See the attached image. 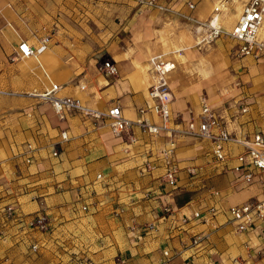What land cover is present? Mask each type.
I'll use <instances>...</instances> for the list:
<instances>
[{"label":"crops","instance_id":"obj_1","mask_svg":"<svg viewBox=\"0 0 264 264\" xmlns=\"http://www.w3.org/2000/svg\"><path fill=\"white\" fill-rule=\"evenodd\" d=\"M155 2L166 9L128 0H0V264H264V229L239 231L227 213L260 196L261 184L232 170L234 159L219 165L209 140L139 127L117 135L77 111L60 118L49 101L28 95L57 83V96L99 111L118 105L130 120L160 124L147 95L155 74L149 60L157 57L173 63L171 129L198 119L206 97L229 132L264 134V58L229 57L223 34L201 42L207 21L227 15L214 9L228 0ZM45 36L36 57L14 58L20 41L37 47ZM105 59L115 75L104 73ZM62 130L69 138L52 156ZM164 148L178 167L173 187L162 176ZM7 204L45 212L50 230L28 233L6 220ZM211 206L217 213L208 218Z\"/></svg>","mask_w":264,"mask_h":264},{"label":"built area","instance_id":"obj_2","mask_svg":"<svg viewBox=\"0 0 264 264\" xmlns=\"http://www.w3.org/2000/svg\"><path fill=\"white\" fill-rule=\"evenodd\" d=\"M128 1L139 8L157 7L160 10L166 9L158 5L155 0ZM189 6L193 7V4L190 3ZM214 10L217 12L218 6ZM206 24L209 30L202 37L201 42L210 43L220 34H226L237 46L236 55L259 57L264 54V37L260 35V30L264 26V0H246L242 5L236 23L230 30H224L220 25H212L210 20ZM48 40V36L43 37L37 47H32L26 41H20L14 58L36 57L46 48ZM149 62L152 64L155 74L154 82L148 87L147 95L152 101L150 109L160 118V124L153 123L147 117L130 120L122 115L118 105H112L106 111H99L88 107L78 97L57 96L55 93L61 87L57 83H52L50 88L40 93H28V95L49 101L52 109L60 118L63 117L65 112L77 111L95 121H105L111 131L117 135L130 133L133 127H139L142 131L149 134H158L160 130L167 132L171 130L209 140L211 142L212 157L219 165L224 166L228 161L234 159L235 163L232 165V170L240 172L242 179L247 183L258 180L262 187L260 196L247 200L242 204L231 206L227 210L229 219L236 223V228L239 231L245 230L254 224H258L264 229V134L256 132L251 137L244 138L238 133L229 132L220 125V121L210 107L206 97L201 99L198 119L188 121L185 127L171 129L169 121L172 93L167 83V75L173 68V63L157 57H152ZM102 68L105 74L115 75L117 73V68L110 59L103 61ZM81 88L83 89L84 87L81 86ZM245 99L246 96L244 95L240 97L242 102H245ZM247 109L248 106L244 103L241 106V111L246 112ZM59 136L60 142L52 147V156L58 155L60 143L67 141L69 138L64 130L60 131ZM231 145H239L242 149L234 155L229 150ZM33 150L34 147L28 144L27 153ZM170 152L171 148H164L162 151L165 159V171L162 176L166 183L173 187L177 183L178 167L172 160ZM26 160L29 162L30 157H27ZM189 173H193L192 169H189ZM97 177L99 178L100 174ZM2 211L6 220L14 222V224H17L28 233H45L51 228V221L43 211L22 214L12 204L5 205ZM206 212L209 218L217 213V209L211 206L206 209ZM193 216L201 218L202 211H195ZM185 220L183 219L182 222H185ZM198 240V237H194L192 243L196 244ZM30 248L37 250L38 244L31 242ZM164 254L167 255L168 253L164 252ZM122 263L119 260V264Z\"/></svg>","mask_w":264,"mask_h":264},{"label":"rangeland","instance_id":"obj_3","mask_svg":"<svg viewBox=\"0 0 264 264\" xmlns=\"http://www.w3.org/2000/svg\"><path fill=\"white\" fill-rule=\"evenodd\" d=\"M246 0H239V2L242 4V3H244ZM236 2L235 3H233V0H228V4H227V8H225V6H218V10H221V11H223V13L224 14H226L227 13V15L225 16V18L224 19H226V24L227 25H230V27L229 28H227L226 26H225V22H224V19H222V21H221V19H219V18H217L218 19V23L220 24V26H221V28L222 29H224V30H230L231 29V27H232V25L231 24H228V23H230L231 21H233L234 19L235 20H237L236 18H237V15L235 14L236 12H238V11H240V10H234V8L236 7ZM236 9V8H235ZM223 17V15L221 16V18ZM212 18V17H211ZM211 18L209 19V20H211ZM213 19V18H212ZM216 19V18H215ZM209 20L207 21V23L209 22ZM232 23V22H231ZM221 40H224V41H227V42H229L230 43V45H231V47H229L228 49L229 50H227V55L229 56V57H234V58H237V59H239V58H241V56H238V55H236V48H237V46H236V44H235V42L228 36V35H226V34H223L221 37H219ZM233 45V46H232ZM232 47H235V49L234 48H232ZM257 58H264V54H262V55H260L259 57H257ZM244 96H247V95H245V94H243ZM247 98V97H246Z\"/></svg>","mask_w":264,"mask_h":264},{"label":"bare ground","instance_id":"obj_4","mask_svg":"<svg viewBox=\"0 0 264 264\" xmlns=\"http://www.w3.org/2000/svg\"><path fill=\"white\" fill-rule=\"evenodd\" d=\"M215 17H213V19H211L210 21H211V23H212V25H220L219 23H218V19H217V15H214ZM216 18V19H215ZM262 33H264V30H262L261 31Z\"/></svg>","mask_w":264,"mask_h":264}]
</instances>
